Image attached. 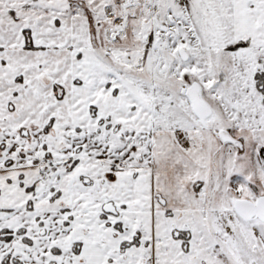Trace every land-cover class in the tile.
<instances>
[{"label": "rangeland", "instance_id": "374dc122", "mask_svg": "<svg viewBox=\"0 0 264 264\" xmlns=\"http://www.w3.org/2000/svg\"><path fill=\"white\" fill-rule=\"evenodd\" d=\"M224 3L222 0H0L3 83L0 107L4 106L7 112V120L3 116L5 123H0V245L8 251L16 239L21 238L24 243L21 251L5 257L4 264H28L26 260L45 256L50 257L49 264H63L60 248L47 245L39 248L47 243L39 231L43 216L34 211L60 207L62 171L54 163L48 174H39V159L51 158L41 142L42 133H30L27 137L10 128L19 110L12 109L16 100L10 91L21 85L20 70L25 77L40 70L39 76L44 75L41 81L48 79L51 86L54 84L53 92H58L47 105L38 107L32 100L25 103L27 119L47 114V123H68L74 127L84 124L86 119L91 126L118 120L120 127L130 130L159 129L175 134L176 130L191 129L182 141L185 146L182 149L195 146L192 153L196 158L192 160L197 165L205 159V153L198 149L209 148L207 141L213 147V162L217 156L219 161L224 160L220 151L226 146L228 171L222 173V179L216 169L213 171L218 180L213 181L214 186L218 188L220 180L226 185L224 198L215 201L216 211L213 209L212 213L217 233L214 239L236 241L238 248L226 252L220 248L222 257L229 255L244 264H264V222L245 221L234 210L235 201L256 202L260 196L250 175L259 174L261 158L257 135L264 128V64L259 65L258 61L264 55L256 52L250 39L240 40L242 49L224 48L226 43H233L224 41L221 35ZM158 23L176 31V36L167 37L165 32L161 35ZM109 29L117 34L107 36ZM152 32L153 42L147 46ZM178 50L188 53L187 61ZM119 64L133 70H120ZM138 66L142 67L139 71ZM27 82L21 86L29 91L33 83L28 78ZM194 83L200 85L201 96L212 109L205 125L195 117L188 97L182 94L184 87ZM64 91L65 97L58 95ZM78 97L85 107L83 116L69 105V101ZM89 104L97 108L95 118L86 112ZM4 112L0 109V114ZM6 122L10 125L5 126ZM222 131L229 133L234 142L221 139ZM52 138L58 147V137ZM40 146L41 151L36 152ZM34 170L38 180L45 175L37 186L41 196L36 201L29 196L34 191L30 179ZM202 184L196 181L194 188L204 203L207 197ZM218 212L225 217L219 218ZM215 253L219 256L217 250Z\"/></svg>", "mask_w": 264, "mask_h": 264}, {"label": "crops", "instance_id": "0c3cea01", "mask_svg": "<svg viewBox=\"0 0 264 264\" xmlns=\"http://www.w3.org/2000/svg\"><path fill=\"white\" fill-rule=\"evenodd\" d=\"M222 1H225V17L222 15L221 35L224 41H233L226 43L224 48L250 39L256 52L264 55V0ZM110 30L113 31L111 36L117 34L109 29L107 36ZM189 32L192 34L193 31ZM239 48L242 49H236ZM142 62L143 67L144 59ZM258 63L264 64V59L259 58ZM118 67L123 71L133 70L124 69L120 64ZM142 67L138 66L137 71ZM39 71L25 77L20 70L22 78L19 83L28 84V78L33 83L31 89L27 91L26 86L20 85L10 91L16 100L12 109H19L10 128L27 134V137L30 133H42L40 138H44L41 142L45 144V152L50 153L62 171V191L58 190L60 207L34 210L37 216H43L39 231L47 243L39 248L46 245L60 248V262L63 264H244L238 258L236 262L233 257H222L220 253V248L224 252L238 248L236 241L229 243L214 239V233H217L214 232L215 216L212 213L215 201L224 198L222 194L226 185L220 180L219 187L214 186L213 181L218 180H215L213 171L219 172L220 179L222 173L228 171L229 150L226 146L220 151L224 160L219 161L217 156L218 163L213 162V147L211 141H207L209 148L202 146L198 149L205 153V159L197 165L192 160L196 158L192 153L195 146L182 149L185 148L182 141L191 129L176 130L175 134L159 129L130 130L120 127L118 120L113 122L114 126L110 122L104 126L98 122L91 126L86 119L84 124L74 127L68 123H47V114L38 118L32 115L27 119L23 109L25 103L32 100L38 107L47 105V101L51 103L52 96L58 93L53 92L54 84L51 86L48 79L41 81L44 75L39 76ZM75 83L79 84L78 81ZM2 84L1 79L0 94L3 93ZM55 84L64 88V85ZM58 95L65 97L66 91ZM82 102L78 97L69 101V105L83 116L85 107ZM89 106L85 110L94 117L97 108L94 104ZM0 109L5 111L4 106ZM0 115V123L4 124L3 116L7 120V112ZM9 125L6 122L5 126ZM54 136L58 137L60 149L53 143ZM257 136V152L261 156L260 166L257 165L259 174L254 172L250 177L259 188L260 196H264V128ZM35 151H41V146ZM186 152L187 156L184 155ZM114 160H123L128 168L114 172ZM28 167L26 170L30 172ZM35 172L30 174L34 191L29 196L36 201L41 196L36 191L37 186L45 175L38 180ZM196 181L205 186V203L195 192ZM106 202L115 206L117 214L103 211ZM18 240L8 251L2 250L3 244L0 245V264H4L6 256L24 248L22 239ZM235 254L238 257L237 251ZM50 260L45 256L26 260V263L49 264Z\"/></svg>", "mask_w": 264, "mask_h": 264}, {"label": "water", "instance_id": "95a60500", "mask_svg": "<svg viewBox=\"0 0 264 264\" xmlns=\"http://www.w3.org/2000/svg\"><path fill=\"white\" fill-rule=\"evenodd\" d=\"M164 30L168 31V27H165ZM170 34L174 35L175 31L171 30L170 32H167V35ZM186 57L188 56H185L184 59H186ZM188 96L195 115L202 123H205V120L211 116L212 110L210 106L201 98L199 84L195 83L193 85L192 89L188 91ZM221 136L226 142H234L229 133L221 132ZM234 208L236 214L245 221H251L258 218L264 222V196L259 197L256 202L237 200L234 204ZM102 209L107 214H117L115 206L110 202H106Z\"/></svg>", "mask_w": 264, "mask_h": 264}, {"label": "built area", "instance_id": "2783aa9c", "mask_svg": "<svg viewBox=\"0 0 264 264\" xmlns=\"http://www.w3.org/2000/svg\"><path fill=\"white\" fill-rule=\"evenodd\" d=\"M54 161L48 157L40 158L38 163V173L44 174L47 171L50 170V168L53 166ZM126 167L124 165V162L121 160H115L113 162V170L118 172L121 170H124ZM221 218H224V215L222 213L219 214Z\"/></svg>", "mask_w": 264, "mask_h": 264}, {"label": "flooded vegetation", "instance_id": "af4514ba", "mask_svg": "<svg viewBox=\"0 0 264 264\" xmlns=\"http://www.w3.org/2000/svg\"><path fill=\"white\" fill-rule=\"evenodd\" d=\"M158 27H159V29L162 30V31L160 32L161 35H162L164 32H165V34L167 35V32H170V31H171V29H169V28H168V31L164 30V29H165V26H164V24H161V23H158ZM175 36H176V33H175L174 35H173V34L167 35V37H175ZM178 52H179L180 57L183 58V59H184L185 56H188V54H187L186 52H184V50H178ZM184 60L187 61V60H188V57H186V59H184ZM194 84H195V83H194ZM194 84H193V85H194ZM193 85H192L191 87H189V88L184 87L183 90H182L183 95L188 96V91H189L190 89H192Z\"/></svg>", "mask_w": 264, "mask_h": 264}, {"label": "trees", "instance_id": "16d2710c", "mask_svg": "<svg viewBox=\"0 0 264 264\" xmlns=\"http://www.w3.org/2000/svg\"><path fill=\"white\" fill-rule=\"evenodd\" d=\"M153 39H154V36H153V32H152V33H150L149 38H148V41L146 43L147 46H151V44L153 42ZM240 46H241L240 43H237L236 45L230 47V49H235V48H238Z\"/></svg>", "mask_w": 264, "mask_h": 264}, {"label": "bare ground", "instance_id": "6f19581e", "mask_svg": "<svg viewBox=\"0 0 264 264\" xmlns=\"http://www.w3.org/2000/svg\"><path fill=\"white\" fill-rule=\"evenodd\" d=\"M111 34H113V31H112V30H110V31L108 32V35H109V36H111Z\"/></svg>", "mask_w": 264, "mask_h": 264}]
</instances>
